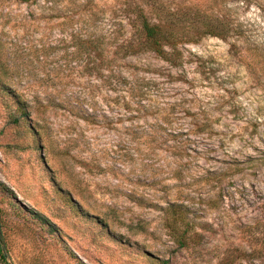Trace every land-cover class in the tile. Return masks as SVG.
I'll return each mask as SVG.
<instances>
[{"label": "rangeland", "instance_id": "rangeland-1", "mask_svg": "<svg viewBox=\"0 0 264 264\" xmlns=\"http://www.w3.org/2000/svg\"><path fill=\"white\" fill-rule=\"evenodd\" d=\"M165 1L229 29L170 61L142 0H0L12 264H264V0Z\"/></svg>", "mask_w": 264, "mask_h": 264}, {"label": "trees", "instance_id": "trees-1", "mask_svg": "<svg viewBox=\"0 0 264 264\" xmlns=\"http://www.w3.org/2000/svg\"><path fill=\"white\" fill-rule=\"evenodd\" d=\"M17 1L29 2L37 0ZM199 8L190 6L188 8L174 9L165 0H142L136 6V16L134 18L140 44L144 48L157 52L164 59L172 61L176 60L179 55L177 42L182 40L183 37L191 35V33L196 38L208 34L225 36L229 29L228 24L218 17L210 16ZM182 22H187L186 27L189 28V31L186 30L188 35L183 32L180 37L179 31H176V29L179 27L178 24ZM166 47L171 50H166ZM1 218L0 211V264H12L8 260ZM188 239V236L181 235L178 241L181 246H186Z\"/></svg>", "mask_w": 264, "mask_h": 264}]
</instances>
